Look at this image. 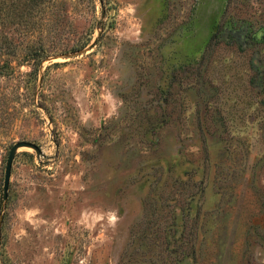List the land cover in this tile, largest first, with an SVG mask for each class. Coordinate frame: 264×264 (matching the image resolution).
I'll return each instance as SVG.
<instances>
[{
    "label": "rangeland",
    "instance_id": "1",
    "mask_svg": "<svg viewBox=\"0 0 264 264\" xmlns=\"http://www.w3.org/2000/svg\"><path fill=\"white\" fill-rule=\"evenodd\" d=\"M0 264H264V0H0Z\"/></svg>",
    "mask_w": 264,
    "mask_h": 264
},
{
    "label": "water",
    "instance_id": "2",
    "mask_svg": "<svg viewBox=\"0 0 264 264\" xmlns=\"http://www.w3.org/2000/svg\"><path fill=\"white\" fill-rule=\"evenodd\" d=\"M24 146H29V147L34 148L39 154L42 152L41 148L38 145H36L34 142L26 141V140L19 141L11 147L9 154H8L5 175H4V198L5 199L8 197V188H9L11 171H12L15 154L18 148L24 147Z\"/></svg>",
    "mask_w": 264,
    "mask_h": 264
}]
</instances>
